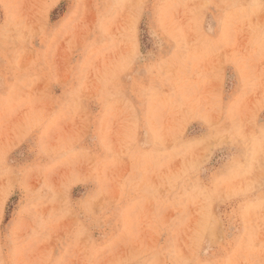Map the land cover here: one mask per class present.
<instances>
[{
	"label": "rangeland",
	"instance_id": "1",
	"mask_svg": "<svg viewBox=\"0 0 264 264\" xmlns=\"http://www.w3.org/2000/svg\"><path fill=\"white\" fill-rule=\"evenodd\" d=\"M0 264H264V0H0Z\"/></svg>",
	"mask_w": 264,
	"mask_h": 264
}]
</instances>
